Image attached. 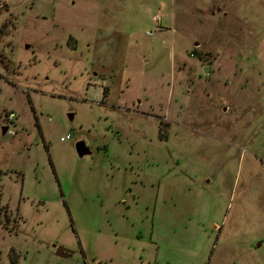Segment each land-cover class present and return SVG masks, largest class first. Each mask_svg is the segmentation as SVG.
<instances>
[{"label":"rangeland","instance_id":"374dc122","mask_svg":"<svg viewBox=\"0 0 264 264\" xmlns=\"http://www.w3.org/2000/svg\"><path fill=\"white\" fill-rule=\"evenodd\" d=\"M14 260L264 264V0H0Z\"/></svg>","mask_w":264,"mask_h":264},{"label":"water","instance_id":"95a60500","mask_svg":"<svg viewBox=\"0 0 264 264\" xmlns=\"http://www.w3.org/2000/svg\"><path fill=\"white\" fill-rule=\"evenodd\" d=\"M72 117H73L72 115H69V120H71ZM2 132H3V134H5L7 132V128L4 127L2 129ZM75 147H76V151H77L76 154L79 157L87 156L90 153V150L86 147V144L83 141H79ZM69 254L70 253L67 250H65V248H63V247H57L56 248V255L57 256H60V257L65 256L66 257V256H69Z\"/></svg>","mask_w":264,"mask_h":264},{"label":"built area","instance_id":"2783aa9c","mask_svg":"<svg viewBox=\"0 0 264 264\" xmlns=\"http://www.w3.org/2000/svg\"><path fill=\"white\" fill-rule=\"evenodd\" d=\"M14 118H15V114L14 113H10L8 116H7V118H6V121H7V125H6V128L8 129V135H10V136H13L14 135V131H13V129H12V127H11V125L13 124V120H14ZM69 141L70 140V136L67 134L66 136H64V137H61L60 138V141L61 142H66V141Z\"/></svg>","mask_w":264,"mask_h":264},{"label":"trees","instance_id":"16d2710c","mask_svg":"<svg viewBox=\"0 0 264 264\" xmlns=\"http://www.w3.org/2000/svg\"><path fill=\"white\" fill-rule=\"evenodd\" d=\"M12 263L14 264V263H17V261L16 260H14V261H12Z\"/></svg>","mask_w":264,"mask_h":264},{"label":"crops","instance_id":"0c3cea01","mask_svg":"<svg viewBox=\"0 0 264 264\" xmlns=\"http://www.w3.org/2000/svg\"><path fill=\"white\" fill-rule=\"evenodd\" d=\"M172 20H173V15L171 16Z\"/></svg>","mask_w":264,"mask_h":264}]
</instances>
